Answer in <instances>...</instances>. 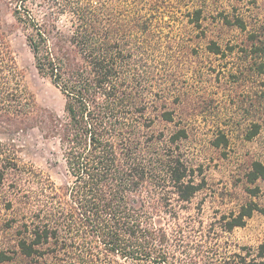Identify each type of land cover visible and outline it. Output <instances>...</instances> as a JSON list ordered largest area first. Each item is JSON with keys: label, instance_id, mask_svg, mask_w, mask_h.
Instances as JSON below:
<instances>
[{"label": "trees", "instance_id": "1", "mask_svg": "<svg viewBox=\"0 0 264 264\" xmlns=\"http://www.w3.org/2000/svg\"><path fill=\"white\" fill-rule=\"evenodd\" d=\"M105 1L8 0L38 74L64 98L60 116L38 110L0 21V116L12 132L36 127L56 140L68 177L57 186L21 165L15 145L0 142V183L14 178L8 206L15 202L21 215L36 218L24 223L20 252L49 251L67 264H264V244L233 249L225 240L255 210L264 212L259 207L210 221L182 215L205 180L175 146L186 129L166 142L151 131L158 118L175 120L174 111L154 105L161 79L147 58L156 15L141 8L132 16ZM150 109L160 113L152 117ZM259 180L264 164L255 161L247 181Z\"/></svg>", "mask_w": 264, "mask_h": 264}, {"label": "rangeland", "instance_id": "2", "mask_svg": "<svg viewBox=\"0 0 264 264\" xmlns=\"http://www.w3.org/2000/svg\"><path fill=\"white\" fill-rule=\"evenodd\" d=\"M105 2L113 10H128L132 16L141 8L145 16L156 15L151 56L147 58L161 79L157 89L162 97L154 105L160 112L163 106L174 111L175 120L170 123L158 118L151 131L163 135L166 142L179 129H186L187 139L175 146L189 166L202 169L205 180L182 215H204L210 221L215 215H238L250 204L264 211V181H247L253 162L264 164V0ZM238 19L244 29L237 26ZM0 21L6 25L11 51L38 110L62 115L64 98L38 74L8 0H0ZM152 111V117L160 113ZM0 142L19 149L21 165L41 172L57 186L67 183L57 141L43 137L38 128L12 132L0 116ZM13 180L7 175L0 183V257H10L0 264H67L49 251L42 257H26L20 252L19 240L28 237L24 223L36 218L21 215L15 202L12 208L8 206L15 199ZM225 236L233 249L245 246L256 250L264 244V212L255 210L244 227Z\"/></svg>", "mask_w": 264, "mask_h": 264}]
</instances>
